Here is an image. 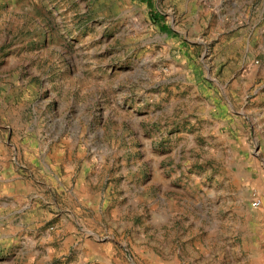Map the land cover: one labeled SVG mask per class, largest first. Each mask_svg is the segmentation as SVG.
Returning <instances> with one entry per match:
<instances>
[{"label":"rangeland","instance_id":"obj_1","mask_svg":"<svg viewBox=\"0 0 264 264\" xmlns=\"http://www.w3.org/2000/svg\"><path fill=\"white\" fill-rule=\"evenodd\" d=\"M12 178L0 264H264V0H0Z\"/></svg>","mask_w":264,"mask_h":264},{"label":"crops","instance_id":"obj_2","mask_svg":"<svg viewBox=\"0 0 264 264\" xmlns=\"http://www.w3.org/2000/svg\"><path fill=\"white\" fill-rule=\"evenodd\" d=\"M14 181H15V178H12V179H8V180H4V181L0 180V183L1 182H9L11 184L13 183L12 187H15L16 185L14 184Z\"/></svg>","mask_w":264,"mask_h":264},{"label":"built area","instance_id":"obj_3","mask_svg":"<svg viewBox=\"0 0 264 264\" xmlns=\"http://www.w3.org/2000/svg\"><path fill=\"white\" fill-rule=\"evenodd\" d=\"M253 205H254V207H259V206H260V202H259V201H255V202L253 203Z\"/></svg>","mask_w":264,"mask_h":264}]
</instances>
